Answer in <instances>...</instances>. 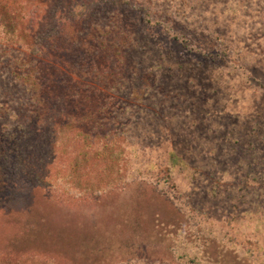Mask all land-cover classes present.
<instances>
[{
    "label": "rangeland",
    "instance_id": "374dc122",
    "mask_svg": "<svg viewBox=\"0 0 264 264\" xmlns=\"http://www.w3.org/2000/svg\"><path fill=\"white\" fill-rule=\"evenodd\" d=\"M29 1H2L3 22L11 25L6 29L18 37L13 41L1 33L0 50L8 49L9 56L19 52L24 60H43L52 69L43 71L51 74L46 76L25 65L22 79L31 90L22 122L27 130L34 129L39 115L46 114L57 124L38 136L35 149L29 151L34 170L7 171L6 179L0 177V264H264V192L261 182L250 183L245 177L251 168L243 164L250 159L222 149L223 142L211 131L201 132L195 125L188 129L189 112L174 99L178 91L162 85L167 77L158 75L161 83L155 85V74L144 75L150 86L140 89L142 96L135 95L134 100L144 108L142 114L152 111L163 117L164 127L159 128L151 116L142 128L134 127V118L127 121L119 116L124 102L133 106L132 116H138L140 109L123 96L124 102L114 100L107 114L91 113V122L93 118L98 122L95 131L86 129V124L79 127L76 121H71L74 127L67 126L72 107L67 105V111L57 114L58 101L54 102V95L49 99L47 91L51 78L50 87L58 83L54 66L77 79L63 66L67 57L57 58L63 56L59 49L100 48L94 42L103 32L107 11L125 6L134 19L146 13L136 10L142 4L148 10L149 28L177 56L185 55L207 28L226 32L223 38L228 41L240 39L241 43L227 46L230 55L219 56L217 68L234 78L228 81L233 94L229 108H236L237 116L245 115L250 106L255 108L245 67L249 65L250 72L264 81V0H37L38 24L33 28L35 35L43 36L40 55L26 47L33 44L26 30L32 16L25 10ZM58 1L56 26L64 30L60 37L65 42L54 46V33L49 41L48 32L54 30L52 8ZM24 40L27 44L22 45ZM196 54L199 58L206 52ZM16 75L0 67V94ZM6 101L0 95V108ZM2 118L0 129H5L2 125L19 129ZM205 140L215 147L204 151ZM176 151L189 165L176 164ZM261 155L259 164L264 166V152ZM44 159L48 167L42 164ZM72 164L79 166L75 174L72 171V193L48 186V181L60 178L59 167L67 174L70 167L74 169Z\"/></svg>",
    "mask_w": 264,
    "mask_h": 264
},
{
    "label": "trees",
    "instance_id": "16d2710c",
    "mask_svg": "<svg viewBox=\"0 0 264 264\" xmlns=\"http://www.w3.org/2000/svg\"><path fill=\"white\" fill-rule=\"evenodd\" d=\"M2 1L0 0V7L3 8L5 6H3ZM235 1L238 0H232V2ZM58 6L59 1L58 5L52 8L56 12L55 14L52 13L51 16L54 19V30L48 32L49 41L53 37L51 34L54 33V40H52L54 46L65 42V39L60 37L65 34L64 30L56 26ZM115 8L118 10L107 11V20L101 24L103 32L98 35V39L94 42L101 49L88 51L83 48V52H79L76 48L77 46L72 48L70 46L69 48L58 50L62 52L60 54H63V56H58L57 58L62 60L64 56L67 57L63 66L71 71L77 79L74 80L75 78L73 79L67 72L63 71L64 73H61L55 66L53 67L56 75H58V83L50 87L54 82V79L52 80L51 78L47 91L49 99L53 98L54 95V102L58 101L55 104V106L59 107L57 114H61L64 110L67 111V105H70L72 109L67 114L66 125L72 124L74 127L75 124L71 121H76L79 127L86 124V129L95 131L98 122L95 118L91 122V113H95L94 116L107 114L108 107L114 104V100L117 99L121 103L123 96L131 99L140 109H138V116H132L134 113L133 106L123 101L124 105L122 110L118 112L119 116L127 121L130 118H134L135 128H142L151 117L155 127H164L162 124L164 119L161 115L151 111L150 115L143 113L146 114L143 116L144 108H142L141 104L138 105L135 102L137 100L136 96H138V99L142 96L140 89L150 86L146 82L148 74L152 76L155 74V85L161 83L163 75L167 78L164 79L162 85L176 89L178 94L174 97L175 101H178L180 108L187 109L189 112L188 116H186L187 128L193 130L192 127L195 125L194 128L200 129L199 131L201 132L211 131L216 139H220V142H223L222 149L238 151L241 154L239 158L243 156V159H250L249 164H243V166H250L251 168L245 177L250 183L261 182L260 188L264 192V166L259 164L263 162L261 152H264V81L258 79L250 72L249 65L245 67L249 71L251 78L249 82L253 85L255 108L251 110L250 106L245 115L237 116V109L229 108L233 94L228 81H233L234 78L227 76L222 68H217L219 56H225V53H227V56L230 55L228 54L230 51H227V46L237 42L241 43L240 39L234 38L228 41V38H223L226 32L207 28L197 35V40L194 41V44L191 43L192 48H188L189 50H187L185 55L180 53L177 56V54H174V48L167 46L162 39L152 32V28H149L146 22L149 18L145 15L148 11L146 6L144 7L141 4L136 8L137 12L143 10L146 13L143 17L141 15H137L139 17L133 16L134 19H131L132 12L129 8L121 5H116ZM25 10L29 12L30 16L32 15L26 30H29V35H31L29 39L33 41V44L26 47L34 54H44V46H41L43 45V36L35 35L33 28L38 24V21L35 22L39 15L37 0L35 3L33 0L29 1V5L25 7ZM2 13L3 11L0 12V34L6 33L10 39L15 41L18 33L15 31L10 32L6 29L7 25H11L5 17L6 23L3 22ZM178 38L172 40L178 43ZM25 41L21 44H25ZM82 44H89V42H83ZM1 47L2 44H0ZM198 51L206 52V55H201L198 58L196 56ZM26 64L40 69L42 75H51L43 72L45 69L52 70L46 66L47 64L43 60H37L33 57H31V60H24L19 52L9 56L8 49L0 50V67H3L6 72L17 73L16 77L9 79L7 88L1 90L2 93L0 95L7 101L0 108V116L6 121L14 122V126L19 128L13 130L12 128L8 129L9 126L2 125L5 129H0V139L2 140L0 143V160L4 162V164H0V168L4 169V172L0 173L1 179H6L9 174L7 171L20 174L28 168L32 169L30 168L33 167V164H30L31 154H29V151L35 149L34 143L37 142L38 136L42 138L41 134L47 130H54V126L57 124V119L54 117L40 114L34 129L27 130L25 128L26 125H23L26 119H22V116L26 115L23 109L26 108L27 102L25 101H29L28 95L30 93L28 92L31 90V86L24 83L22 79ZM54 71L52 72L53 75ZM59 73L62 74V77ZM144 75H147V77ZM158 75L161 77H158ZM11 97L12 100L9 103L8 100ZM32 97H36L35 101L38 102V93L33 91ZM59 100L61 101L59 102ZM173 104L176 105V103ZM40 105H44V103L42 102ZM40 107L37 105V110H42ZM233 112L236 113L234 114ZM48 113H51L50 110H48ZM203 115L204 117H202ZM22 126L24 127L22 128ZM27 135H31L30 140L24 138ZM21 142H25L23 148ZM202 143L203 145L207 143V147L205 145L203 148V145H201L204 151L215 147V145L211 146L213 144L211 140H205ZM6 151H10V155ZM173 156L176 159L175 161H177L176 164L189 165L187 158L181 152L176 151ZM41 162L44 164L46 160L44 159ZM44 165L48 167L46 163ZM72 166L74 169L70 167L67 174H63L61 167H59L57 174H59L60 178L55 181H48V186L59 191L63 189V192L68 194L72 193V178H74L75 168L79 167L77 164H72ZM257 166L260 167L259 170H256ZM43 167L41 166L39 170Z\"/></svg>",
    "mask_w": 264,
    "mask_h": 264
}]
</instances>
